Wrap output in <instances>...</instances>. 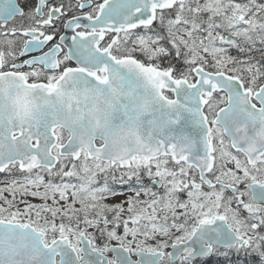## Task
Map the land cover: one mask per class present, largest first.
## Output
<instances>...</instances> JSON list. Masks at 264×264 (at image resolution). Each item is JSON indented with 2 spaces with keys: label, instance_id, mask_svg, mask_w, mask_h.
Segmentation results:
<instances>
[{
  "label": "snow or ice",
  "instance_id": "1",
  "mask_svg": "<svg viewBox=\"0 0 264 264\" xmlns=\"http://www.w3.org/2000/svg\"><path fill=\"white\" fill-rule=\"evenodd\" d=\"M0 264H264V0H0Z\"/></svg>",
  "mask_w": 264,
  "mask_h": 264
}]
</instances>
